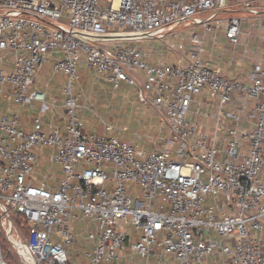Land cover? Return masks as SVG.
Here are the masks:
<instances>
[{
  "label": "built area",
  "instance_id": "1",
  "mask_svg": "<svg viewBox=\"0 0 264 264\" xmlns=\"http://www.w3.org/2000/svg\"><path fill=\"white\" fill-rule=\"evenodd\" d=\"M234 11L258 17L264 0H0V94L55 108L34 79L50 61L67 80L62 124L45 128L41 109L28 129L0 114V233L12 248L4 256L0 238V264H163L162 255L264 264V50L248 81L203 50L205 36L214 46L221 33L236 53L245 17ZM143 40H158L174 61L154 60ZM249 50L243 44L236 58ZM81 65L154 108L159 147L83 129L72 87ZM44 146L49 169L39 176ZM52 166L60 175L49 182Z\"/></svg>",
  "mask_w": 264,
  "mask_h": 264
},
{
  "label": "rangeland",
  "instance_id": "2",
  "mask_svg": "<svg viewBox=\"0 0 264 264\" xmlns=\"http://www.w3.org/2000/svg\"><path fill=\"white\" fill-rule=\"evenodd\" d=\"M234 14H240L245 17V22L241 24V34L239 36L240 44L235 48V50L242 49L244 42L248 41L253 46H255L256 52L260 53L264 50V12H262L258 17H253L248 13H241L239 11H234ZM223 16H228V12L221 13ZM250 24H253L255 27H249ZM258 24V26H256ZM194 29L198 31V27L187 28L180 30L178 35L190 33ZM221 34V33H220ZM222 35V34H221ZM172 37V36H169ZM169 37H166V39ZM216 43L214 46H211L210 37L205 36V42L203 50L210 53V55L215 58L218 54L221 56V66L224 65L225 68L230 71L234 68L237 70H249L248 62H232L229 64L231 54H229L227 48L230 46L227 45V41L224 39L221 40L216 35ZM173 42H177V38H171ZM222 43V44H221ZM140 45H149L154 48L151 55L154 60H161L166 58L167 48L165 45L159 43L155 40H143L139 42ZM158 45V49H156ZM222 45L225 46V49H222ZM261 51V52H259ZM161 52V55L158 54ZM253 52V51H252ZM172 54V53H171ZM165 55V56H164ZM251 63V62H250ZM227 64V65H226ZM248 65V67H246ZM82 66V65H81ZM236 66V67H235ZM84 67V66H83ZM46 68V67H45ZM43 68V70L45 69ZM41 70V72L43 71ZM48 73L41 74V72L35 77V86L45 89L47 99L56 98L57 103L62 104L64 98L63 87L67 82L64 75L59 73H52L50 66L47 68ZM236 71V70H235ZM79 79L72 82L73 91L78 96V103L81 105V108L76 110L77 116L83 122V129L91 132L93 134H103V135H112L120 139H125L133 142L136 146L143 148L144 150H149L155 144L157 147L160 146L162 142V137L164 135V127L161 125V119L157 112L149 104L140 101L131 85L122 84L118 88H113L112 84L109 81L103 80L101 78V84L91 81L87 74H83L79 67ZM197 94L195 98L198 96ZM194 104V103H193ZM86 106V107H85ZM62 109V106L60 107ZM105 124L111 125V130L105 129ZM49 146H44L42 148L43 157H45L49 152ZM50 170L49 182H54L56 177L60 175V172L56 166H52ZM49 167H44L38 171L39 176H42L47 172ZM18 224V222H17ZM81 228V227H79ZM127 232L131 234L133 231L132 227L128 226ZM23 232V230H22ZM0 238L2 241V247L4 251V256L7 253L11 252V245L5 238L4 234L0 233ZM16 239V236L13 237ZM82 246V244H81ZM80 251L79 248L73 247L70 251L74 260H78V257H75V254ZM140 258L137 257V260ZM163 264H178L172 259L171 256L162 255L161 256ZM153 259L150 258L149 264L153 263ZM215 264H222V258L219 256H210L207 258V262H213Z\"/></svg>",
  "mask_w": 264,
  "mask_h": 264
},
{
  "label": "crops",
  "instance_id": "3",
  "mask_svg": "<svg viewBox=\"0 0 264 264\" xmlns=\"http://www.w3.org/2000/svg\"><path fill=\"white\" fill-rule=\"evenodd\" d=\"M258 26V24L256 25ZM255 27V26H254ZM218 37L223 40L224 42V37L221 35V34H218ZM240 43V41H239ZM222 44V43H221ZM244 44H246L248 47H249V59L247 60H238L236 58L237 56V53L239 52V50H235L236 53L235 54H232L229 50V48H227L229 54H231V57H230V60H229V64H232V62H240L242 64V62H248L249 63V70H237L238 68H234V70L230 71L229 69L225 68L224 65H220L221 64V56L218 54L217 56H215V58H213L212 56L210 57V53L207 52V56H209L212 60V62L214 63V65L218 66L221 71L224 73V74H227L233 78H236V79H239V80H242V81H248V74H249V71L251 69V66H252V63L254 61V59L259 56L260 53H255L256 52V47L253 46L251 44V42L249 43L248 41L244 42ZM228 45V44H227ZM225 45V46H227ZM225 46L222 45V49L220 51H222L223 49H225ZM253 51V52H252ZM168 52V51H167ZM261 52V51H260ZM263 53V52H261ZM161 55V52L158 53ZM165 56V55H164ZM164 60L166 61H174L175 59V54H171V53H167L166 55V58H163ZM251 62V63H250ZM227 65V64H226ZM50 66V61H48L46 64H44L43 68H45L41 74H46L48 73L47 71V68ZM248 67V65L246 66ZM10 67H8L9 69ZM80 70L81 72H83V74H87L88 78L94 82V79L92 77V72L91 71H88L86 70L83 66H80ZM236 70V71H235ZM96 82V81H95ZM52 98V97H50ZM196 100L200 99V100H203L205 99V94H199L196 98ZM49 100V99H48ZM47 102H50L48 101ZM34 104V107L31 109L30 108V104H27V105H24V106H17L16 104L12 103L8 97L7 94H0V114H4V115H8V116H11L13 114H17L18 117L20 118L21 120V125L28 129L30 128V118L32 115H34L39 109H41L43 111V117H42V121H43V126L46 128L48 127L49 125L51 124H62V109L60 108L62 105L60 103H57V106L55 108H52L50 105L48 104H44L43 106H41L40 104H38L37 102H33ZM205 108V106H204ZM207 110L211 111V109L208 107L206 108ZM191 111L193 114H195V117L196 119L198 120V122L200 123L201 127L206 129V130H210V127H211V120H209L208 118L200 115V114H196L195 113V103L192 104L191 106ZM48 167V163L46 161V159L42 156L39 160V165H38V169H41V168H44V167ZM57 168V167H56ZM78 227H76L77 229Z\"/></svg>",
  "mask_w": 264,
  "mask_h": 264
}]
</instances>
